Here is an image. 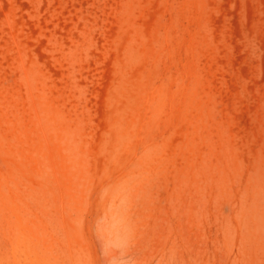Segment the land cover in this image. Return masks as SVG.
Returning a JSON list of instances; mask_svg holds the SVG:
<instances>
[{"label":"rangeland","instance_id":"1","mask_svg":"<svg viewBox=\"0 0 264 264\" xmlns=\"http://www.w3.org/2000/svg\"><path fill=\"white\" fill-rule=\"evenodd\" d=\"M66 263L264 264V0H0V264Z\"/></svg>","mask_w":264,"mask_h":264},{"label":"bare ground","instance_id":"2","mask_svg":"<svg viewBox=\"0 0 264 264\" xmlns=\"http://www.w3.org/2000/svg\"><path fill=\"white\" fill-rule=\"evenodd\" d=\"M64 252V251H63ZM67 258V257H66ZM67 264V263H66Z\"/></svg>","mask_w":264,"mask_h":264}]
</instances>
